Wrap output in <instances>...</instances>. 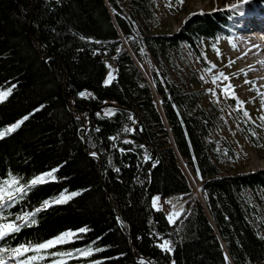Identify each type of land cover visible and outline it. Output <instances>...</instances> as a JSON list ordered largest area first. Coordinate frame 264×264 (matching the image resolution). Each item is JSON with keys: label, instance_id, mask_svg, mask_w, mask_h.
<instances>
[{"label": "trees", "instance_id": "16d2710c", "mask_svg": "<svg viewBox=\"0 0 264 264\" xmlns=\"http://www.w3.org/2000/svg\"><path fill=\"white\" fill-rule=\"evenodd\" d=\"M154 13V0H0V90L15 85L0 101V131L31 113L0 137V186L15 179L10 187L21 189L0 210L14 223L24 212L36 220L22 221L3 247L71 231L43 249L46 263L264 264V173L223 175L233 154L214 137L223 117L179 73L184 45L203 56L207 42L226 34L228 15L196 13L176 33H147L143 22ZM143 49L155 63L154 86L134 58ZM180 157L199 175L204 198L195 195L169 222L152 198L194 193ZM53 168L57 180L28 184ZM61 192L79 195L51 203ZM165 240L171 252L158 247Z\"/></svg>", "mask_w": 264, "mask_h": 264}, {"label": "rangeland", "instance_id": "374dc122", "mask_svg": "<svg viewBox=\"0 0 264 264\" xmlns=\"http://www.w3.org/2000/svg\"><path fill=\"white\" fill-rule=\"evenodd\" d=\"M260 1L264 0H254L252 2L258 9L264 10V4ZM154 2V17L146 20V22L144 21L145 24L143 22V28L147 33H176L187 16L196 13L219 11L228 15L226 34L219 36V39L214 42H207V45L203 47L205 51H203V56L207 64L203 62V56L198 51L184 45L186 57L183 58L185 62L180 63L181 72L179 73L183 77L189 74L190 78H194L193 82H189V86L192 89L199 90L201 105L223 117L214 137L219 143L220 150L226 146L233 150L232 156H229L230 158L225 159L221 164L223 175L264 173V120L261 119L264 116V107L261 104L262 99H264V78L261 77L262 71H256L250 67L248 55L243 51L237 28L243 24L237 18L238 12L245 10L241 7L242 4L239 3V0H154ZM230 5H238V7H230ZM235 25L238 26L235 27ZM241 32L242 30H240ZM121 39L131 49L129 38L122 35ZM142 52L143 56L141 58L136 55H134V58L149 83L154 86L152 69L155 63L145 49ZM109 66L112 72L114 66L111 63ZM219 73H223L227 79L219 77ZM214 76L217 77L215 82L213 80ZM229 84L232 86L231 90L235 93L236 103L232 100L234 97L225 94L223 91V86ZM0 91H7V89ZM240 101H243V104H240ZM239 108L247 111L250 119L246 118ZM222 140L227 145L222 143ZM179 163L188 176L194 193L185 199L177 196L163 199L159 195H155L154 197L158 199L154 207L164 209L167 215L182 213L187 202L190 199L193 200L195 195L204 198L201 179L197 172L193 167L186 164L182 157H180ZM10 186L9 183L6 190H11ZM69 194L65 193V197ZM187 199L189 200L185 202ZM6 200L7 198H5ZM182 201L184 203L183 207L181 211H177L175 203ZM25 213H22L21 216ZM8 217V215L0 213V222H7ZM21 222L22 220L18 219L15 224L21 225ZM1 239L0 250H3ZM67 239L69 238H64V240ZM25 246L30 249L27 253L14 256L9 251H0V258L4 260L5 264H19L21 260L37 255L43 258L32 261V264H49L44 261L43 249L36 252L31 250L32 245ZM65 262H69V259H65Z\"/></svg>", "mask_w": 264, "mask_h": 264}, {"label": "snow or ice", "instance_id": "6c2138e0", "mask_svg": "<svg viewBox=\"0 0 264 264\" xmlns=\"http://www.w3.org/2000/svg\"><path fill=\"white\" fill-rule=\"evenodd\" d=\"M239 3L245 4V3H247V0H239ZM230 7H238V5H230ZM234 47H235V45H234ZM213 67H215V65H213ZM219 77H224V74L219 73ZM111 78H112L111 73H109L108 78L105 79L103 81V83L105 85H107L109 83V81L111 80ZM224 78L227 79V77H224ZM216 79H217V77L214 76L213 77L214 82ZM14 88H15V85H12L10 88L7 89V91H0V100H4L5 97L8 95V93H10ZM231 89H232V86L230 84L223 86V91L225 92V94L235 98V93ZM77 95L80 97H84L86 95V93L84 91H80L77 93ZM240 104H243V101H240ZM261 104H262V107H264V99H262ZM40 107L43 108L44 105H41ZM33 111H38V109H34ZM30 115H31V113L28 114V116H30ZM244 115L248 116L247 111L244 112ZM28 116L22 117L20 120H17L15 123L9 125L6 130L0 131V137H4L6 132H12L15 129L19 128L20 125L22 124V122L24 120L28 119ZM261 119L264 120V116H262ZM121 151H123V149H121ZM91 155L93 157H96L97 153L92 152ZM116 171H119V169H116ZM56 172H57V168H53L48 172L41 173L40 175L35 176L31 180H29L28 184L29 185H37V184L46 183L49 180L55 181V180H57V176L55 175ZM9 183L14 185L16 183V180L13 179ZM20 190L21 189H17V188H11V190H6L5 187L0 186V205L4 204L5 198H7L8 201H13L15 199V193L20 191ZM76 195H79V193L78 192H72L67 197H65L64 192H61L60 196L57 199L52 200L51 203H64L66 199H71L72 196H76ZM152 199H153V206H155L158 198L153 197ZM48 206H49V200H44L41 207H48ZM39 210L40 209H34L33 212H38ZM31 215H32V213H25L23 216H18L17 219H21L24 223L35 224L36 223L35 219L29 220V217ZM174 215H178V213H173V214L168 215L169 222H172ZM117 219L119 220V217ZM20 227H21V225H17L12 221L0 222V238H3L10 233H15V232L19 231ZM77 231L84 232V231H87V229L81 228V229H78ZM73 235H74V233H72L71 231H66V232L60 233L59 235H57L56 237H54L52 239H49V240L44 241L42 243H37V244L32 245L31 250L38 252L39 250H42V249H48V248L52 247L54 244L63 243L65 237L71 238ZM170 243H171L170 241L165 240L163 243L158 244V247L161 248L165 252H171L172 248L170 247ZM0 251H9L14 256H20L21 254L27 253L28 251H30V249L28 247H26L25 245H18L14 249L10 248V249H3ZM96 251H100V249H96ZM89 254H90V252H88V251H81V255L87 256ZM55 255L63 256V255H68V254L67 253H56ZM42 258H43L42 256L32 255V256H29L25 260H21L19 262V264H32V261H35L37 259H42ZM0 264H5V262L2 258H0ZM52 264H63V261L62 260H53ZM93 264H98V262L94 261ZM173 264H174V262H173Z\"/></svg>", "mask_w": 264, "mask_h": 264}, {"label": "bare ground", "instance_id": "6f19581e", "mask_svg": "<svg viewBox=\"0 0 264 264\" xmlns=\"http://www.w3.org/2000/svg\"><path fill=\"white\" fill-rule=\"evenodd\" d=\"M252 1L254 0H247V3L241 5L245 10L237 11L239 22H243L242 26L239 27L243 29L240 33L241 44L243 51L248 55L250 67L256 71H262L261 77L264 78V41L257 43L251 36L253 28L264 31V10L258 9ZM260 3L264 4V1H260ZM263 35L260 34L261 37ZM183 204V201L175 203L177 211H181Z\"/></svg>", "mask_w": 264, "mask_h": 264}, {"label": "water", "instance_id": "95a60500", "mask_svg": "<svg viewBox=\"0 0 264 264\" xmlns=\"http://www.w3.org/2000/svg\"><path fill=\"white\" fill-rule=\"evenodd\" d=\"M30 23H31V19H30ZM70 105H71V108L75 111V113L83 120L84 125L86 126V124H85L86 123V118H85L84 114L82 112L76 110V108L74 107L73 104L70 103ZM111 105H112V103H109V106H111ZM150 157L152 158V160H154L155 157H156L155 153L152 156L150 155ZM188 200L189 199L185 200V202H187Z\"/></svg>", "mask_w": 264, "mask_h": 264}, {"label": "built area", "instance_id": "2783aa9c", "mask_svg": "<svg viewBox=\"0 0 264 264\" xmlns=\"http://www.w3.org/2000/svg\"><path fill=\"white\" fill-rule=\"evenodd\" d=\"M110 73H111V70H110Z\"/></svg>", "mask_w": 264, "mask_h": 264}]
</instances>
